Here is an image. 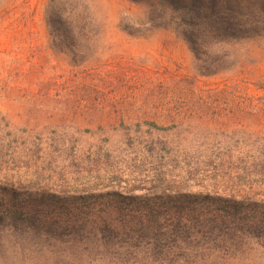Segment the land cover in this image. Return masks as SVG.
<instances>
[{
    "label": "trees",
    "instance_id": "16d2710c",
    "mask_svg": "<svg viewBox=\"0 0 264 264\" xmlns=\"http://www.w3.org/2000/svg\"><path fill=\"white\" fill-rule=\"evenodd\" d=\"M128 1L140 13L120 28L133 35L171 31L191 51L199 76L252 62L250 48L264 44V0ZM91 2L50 0L45 21L52 41L99 34ZM191 83L176 86L189 100L182 116L109 126L126 134L175 132L178 143L192 138L193 148L173 152L164 140L171 152H136L158 163L173 155L176 192L164 183L138 194L143 187L131 184L20 197L13 183L0 181V264H264V77L249 82L257 92L242 80L202 88L192 77ZM98 122L93 130L67 125L77 133L104 130ZM109 154L95 156L107 163ZM157 173L154 180L164 179Z\"/></svg>",
    "mask_w": 264,
    "mask_h": 264
},
{
    "label": "rangeland",
    "instance_id": "374dc122",
    "mask_svg": "<svg viewBox=\"0 0 264 264\" xmlns=\"http://www.w3.org/2000/svg\"><path fill=\"white\" fill-rule=\"evenodd\" d=\"M91 1L100 33L52 41L45 21L50 0H0V181L13 183L20 197H39L41 191L104 193L131 184L143 187L133 191L138 194L159 191L164 183L176 192V158L167 153L158 163L136 152H171L164 140L173 152L176 146L193 148L192 138L178 143L175 132L126 134L109 126L182 116L189 100L176 86H190L192 77L202 88L242 80L257 92L249 82L264 77V44L250 48L254 61L203 77L186 43L171 31L133 35L120 28L139 15L137 6L128 0ZM97 121L106 128L77 133L67 125L93 130ZM105 151L107 163L106 156H95ZM158 171L164 178L159 181ZM105 211L114 213L110 207Z\"/></svg>",
    "mask_w": 264,
    "mask_h": 264
}]
</instances>
